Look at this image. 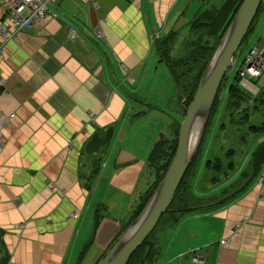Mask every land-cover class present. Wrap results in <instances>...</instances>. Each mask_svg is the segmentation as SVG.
<instances>
[{
  "label": "crops",
  "instance_id": "0c3cea01",
  "mask_svg": "<svg viewBox=\"0 0 264 264\" xmlns=\"http://www.w3.org/2000/svg\"><path fill=\"white\" fill-rule=\"evenodd\" d=\"M3 1L0 264H84L89 257L86 264H93L120 230L122 210L132 216L153 187L150 153L156 142L170 140L180 121H164L154 133L140 118L149 107L134 93L163 89L152 76L155 63L165 65L174 86L169 61L182 52L192 18L223 0H54L38 24L6 40ZM185 24V35L177 36ZM250 33L264 47V0ZM164 39L162 58L155 43ZM238 82L254 92L264 87V74ZM177 102L182 108L178 95ZM230 125L238 128L231 129L227 147L241 148V161H247L254 142L247 123ZM107 127L109 146L84 154L90 135L102 136ZM198 172L191 186L204 197L209 189L201 187ZM151 240L162 247L167 264L177 258L188 263L193 250L203 264H264V165L232 201L178 219L169 214Z\"/></svg>",
  "mask_w": 264,
  "mask_h": 264
},
{
  "label": "trees",
  "instance_id": "16d2710c",
  "mask_svg": "<svg viewBox=\"0 0 264 264\" xmlns=\"http://www.w3.org/2000/svg\"><path fill=\"white\" fill-rule=\"evenodd\" d=\"M240 2L241 0H223L218 8L209 7L201 10L192 18L189 24V32L182 52L176 58L169 61L171 63L169 64V68L173 73L174 86L177 88L178 97L181 101V115L184 114V109L192 98L196 84L206 69L212 52L217 46ZM259 7L260 3L241 42L251 31ZM241 42L239 46L241 45ZM250 46H247V49ZM155 47H157L155 50L158 54L161 55L162 58H165L168 49L166 39L159 44L156 42ZM164 48H166V50ZM224 78L225 75L222 76L217 88L203 131L210 118L211 111L213 108L216 111L217 106H219V102H221V98H219L220 93L224 90L226 96L224 95L225 98L223 101L222 115L224 114L228 116L229 124L239 123V125H241L247 123V137L250 140V144L254 141L248 154L249 157L247 161L244 160V162L241 161L242 158L235 161L233 155L237 149L232 147L224 148L223 143L218 148H212L214 143L212 142L208 154L204 155L202 161L204 182L201 187H203V190L209 189V193L204 197L193 196V194L189 192L188 187L191 185L192 178L194 177L192 167L203 142L202 131L197 147L194 150L190 162L186 167L165 211L172 214L175 219H178L179 215H183V212L223 205L232 201L244 190L245 187H248L256 180L264 165V139L259 140L260 136L264 135V117L262 120H259V118L257 120V116L251 111L237 113L239 106L245 102H247V107L251 110L263 108L262 104H264V96L258 94L261 89L257 92V95L248 97L246 93L243 92L244 90H239L237 87L238 79L235 70L232 72V80L226 85L225 81L222 83ZM262 89H264V87ZM214 104H216L215 107H213ZM254 115L256 116V120H252V116ZM238 116L242 120H237L236 118H238ZM178 125L179 123L176 125V129L170 140H160L153 146L149 156V162L156 172V180L151 190L145 194L141 204L134 212L133 217L140 211L152 193L174 153ZM224 127V121H221L218 123L217 130L220 132ZM214 149H218V151L222 150V152H216ZM236 182H239V184L234 186V183ZM150 233L130 254L126 264H132L136 260H138V262L143 260L144 262L149 253L154 255L153 253H155L156 244H153L151 237L149 236Z\"/></svg>",
  "mask_w": 264,
  "mask_h": 264
},
{
  "label": "water",
  "instance_id": "95a60500",
  "mask_svg": "<svg viewBox=\"0 0 264 264\" xmlns=\"http://www.w3.org/2000/svg\"><path fill=\"white\" fill-rule=\"evenodd\" d=\"M260 0H241L228 26L212 52L206 69L196 84L191 100L177 129L174 153L152 193L132 220L120 231L94 264H126L130 254L142 243L166 211L174 191L197 147L222 76L246 33ZM196 136H191L195 122ZM112 128L99 136L93 132L83 146L86 155L100 154L110 140Z\"/></svg>",
  "mask_w": 264,
  "mask_h": 264
},
{
  "label": "rangeland",
  "instance_id": "374dc122",
  "mask_svg": "<svg viewBox=\"0 0 264 264\" xmlns=\"http://www.w3.org/2000/svg\"><path fill=\"white\" fill-rule=\"evenodd\" d=\"M206 1H210V0H206ZM189 16H190L189 14H186V17L184 19L187 20L189 18ZM187 25L188 24L182 25L179 28V30L177 32V36L182 37L185 35V33L187 31ZM165 33L166 32H164L162 35H165ZM259 42L260 41L256 38H254V36L249 32L247 37H245L243 39V41L241 42V45L238 47L237 52H235V54L233 56V62L228 67L227 71L225 72V74H224L225 78L222 80V83H223V81H225V85H226L230 80H232L231 76H232L234 65L238 59H240L241 57L244 56V54H245L244 51H245L246 47L252 43L254 45H258ZM155 66L157 67V70L155 73H153L152 76H155L154 78L158 79V84L162 83L164 85L163 89L159 90L158 93L155 91H152V90L150 91V89L149 90L142 89V91H138L137 93H134L138 98L143 99V102L146 103V105L149 107L148 110L146 108V110L142 113L144 116H141L140 118H145V122L147 124L152 125V127H149V128L150 129L153 128L154 133L156 132V127L164 126V121L166 124H169V122L171 121V118L172 119L173 118H176V119L179 118L181 121V118L183 116V115H181L182 108H180V105L177 102V95H178L177 90L173 86L171 76L167 72L165 65L163 63L161 65H159L158 63H155ZM158 68L160 70L159 73H158ZM249 81H250V79H249ZM237 87L239 88V90H244L243 92L246 93V95L248 97H252L254 95H257V92L259 91V90H257L258 88H256L254 92H253L252 88H251V90L248 91L239 82L237 83ZM166 93H167V95H166ZM258 94H262V96H264V89H261V91ZM224 95L226 96L225 92L222 91V93H220V97H219V98H221V102H219V106H217L216 111L214 110V108L211 111L210 118L208 119V122H207L205 129L203 131V142L201 145V149H200L197 157L195 158V162H194L193 167H192V173H194V178H192L193 182L191 181L192 184L195 182V179L197 180V183H198V177H200L199 176L200 172H198V171H203L202 161H203L204 155L208 154L209 148L211 147L210 146L211 143L214 142L212 148L213 147L218 148L223 142H226V143H223V147L226 148L228 146L229 140L233 138V134L231 132V129L232 128H238V126H233V125H230L228 123V116L227 115H224V114L222 115L223 101L225 98ZM146 96H148V99L150 101H153L152 103H156L154 101H159V100H161L162 102L160 101L161 104H158V105H155L152 103L150 104L145 100ZM130 104H131V101H130ZM215 105L216 104H214L213 107H215ZM135 106L138 107V104ZM244 107H246V108H244ZM262 107L263 108H257V110H251L247 107V102H245L239 106L237 113H240V112L243 113V111H251L257 116V120H258V118H259V120H262L264 117V104H262ZM251 108H252V106H251ZM142 109H145V108H142ZM180 115H181V117H180ZM255 115L252 116V120H256ZM151 116L153 117L152 121L150 120ZM158 117H159V120H157ZM236 119L242 120L239 116ZM180 121H179V123H180ZM221 121H224L225 127H224V129H222L219 132L217 130V125ZM236 124H239V123H236ZM125 140H126V138H125ZM109 144L110 143L108 142L107 146H109ZM239 147H242V145H239ZM240 149L236 150L235 154L233 155V159L235 161H238L239 158L244 157V152H243V150L240 151ZM214 151L217 152L218 149H214ZM218 152H222V150H219ZM238 184H239V182H236V183H234V186H237ZM188 190L190 193L193 194V196H196L195 194L198 193L195 191L193 185L192 186L190 185L188 187ZM187 193H188V191H187ZM107 213L109 214L108 211H107ZM168 215H169V212H163L162 213L160 219L158 220V223L155 225V227H153L154 231L152 230V232L149 235L150 237L156 236L157 234L160 233L161 229L163 228V223L165 221V217H167ZM121 217H124V218H123L122 223L120 225V228H119L120 230L113 237L111 242L120 233V231L132 220L133 215L131 216L130 209H126V210H122ZM105 249L103 250V252L105 251ZM161 250H162V247L159 246V244H158V248L155 245V253H153V251H152V253L154 255L149 253L147 255V257L145 258L144 262H143V260H140L139 262H138V260H136L132 264H167L168 261H166V260H167L168 256L166 258L163 257ZM103 252H102V254H103ZM90 254H93V252L91 251ZM91 260H92V257H89L87 260L84 261V264L88 263V261H91ZM169 261H171V262H169V264H177L178 262H184V261L179 260L178 258L172 259Z\"/></svg>",
  "mask_w": 264,
  "mask_h": 264
},
{
  "label": "built area",
  "instance_id": "2783aa9c",
  "mask_svg": "<svg viewBox=\"0 0 264 264\" xmlns=\"http://www.w3.org/2000/svg\"><path fill=\"white\" fill-rule=\"evenodd\" d=\"M54 0H4L5 17L9 27L2 28L1 39L11 38L20 30H30L38 24L48 13L49 6ZM102 38V33L97 30L95 34ZM238 79L246 82L247 77L255 78L264 74V47L251 45L245 52L237 70ZM224 240L220 241L223 244ZM177 264H203L202 257L196 250L192 251L188 263L178 262Z\"/></svg>",
  "mask_w": 264,
  "mask_h": 264
},
{
  "label": "bare ground",
  "instance_id": "6f19581e",
  "mask_svg": "<svg viewBox=\"0 0 264 264\" xmlns=\"http://www.w3.org/2000/svg\"><path fill=\"white\" fill-rule=\"evenodd\" d=\"M197 125H198V120L195 122V125H194V127L192 129L191 136H193V138H195V136H196V127H197Z\"/></svg>",
  "mask_w": 264,
  "mask_h": 264
}]
</instances>
